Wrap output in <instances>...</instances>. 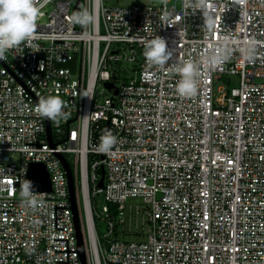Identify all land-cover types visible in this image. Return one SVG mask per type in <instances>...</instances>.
Returning a JSON list of instances; mask_svg holds the SVG:
<instances>
[{
  "label": "built area",
  "instance_id": "1",
  "mask_svg": "<svg viewBox=\"0 0 264 264\" xmlns=\"http://www.w3.org/2000/svg\"><path fill=\"white\" fill-rule=\"evenodd\" d=\"M35 4L34 35L0 59V264H84L61 156L85 264H264V0H83L94 20L81 25L74 0ZM156 35L173 51L160 68L143 56ZM245 40L257 42L253 63L238 51ZM218 49L229 57L209 63ZM187 59L200 66L189 98L177 95L173 70ZM232 76L239 87H218ZM50 94L65 102L49 118L52 144L36 107ZM105 130L117 137L109 153L98 150ZM33 164L47 167L52 192L26 208Z\"/></svg>",
  "mask_w": 264,
  "mask_h": 264
},
{
  "label": "clouds",
  "instance_id": "2",
  "mask_svg": "<svg viewBox=\"0 0 264 264\" xmlns=\"http://www.w3.org/2000/svg\"><path fill=\"white\" fill-rule=\"evenodd\" d=\"M40 9L35 4V0H0V59L10 49L29 40L37 28V20ZM78 18L85 23H91L94 16L89 13H79ZM226 40H234L233 37H225ZM241 59L246 63H253L257 58V42L255 40H245L238 49ZM218 53V54H217ZM143 56L146 62L157 68L168 64L173 56L166 40L160 36L150 39L145 46ZM229 57V50L218 49L206 57L209 63L215 64ZM179 74L176 84V93L180 97H193L197 94L200 81V66L192 59L184 60L174 69ZM63 99L58 95H48L41 97L37 104V111L44 117L57 119L62 117L64 112ZM117 144V137L110 131L105 130L100 137L98 150L109 153ZM37 186L32 180L25 179L21 186V199L26 208H36L42 201L36 197Z\"/></svg>",
  "mask_w": 264,
  "mask_h": 264
},
{
  "label": "water",
  "instance_id": "3",
  "mask_svg": "<svg viewBox=\"0 0 264 264\" xmlns=\"http://www.w3.org/2000/svg\"><path fill=\"white\" fill-rule=\"evenodd\" d=\"M75 6H74V12L75 14L83 13V0H74ZM78 17V15H77ZM78 23L81 25L82 21L78 18ZM114 78H117L116 73L114 74ZM106 87L109 91L113 90L114 85L112 83H107ZM117 93V92H116ZM48 138L49 141L53 142L52 140V132H51V122L50 119L48 118ZM55 146V145H53ZM67 173H68V178H69V185L71 189V202L73 205V212L75 215V222H76V229L78 233V240H79V247L81 250L82 254V260L83 263L85 264V256H84V242H83V234L82 230L80 227V215L78 208L76 206V196H75V189H74V176L72 169L67 161V159L63 156L60 157ZM102 179L100 181L99 187L102 188L104 186V180H105V170L102 169ZM29 180H32L35 185L37 186L36 192L42 193V192H47L50 193L52 192V181H51V176L50 173L47 169V167L44 164H33L31 165L30 169V174H29Z\"/></svg>",
  "mask_w": 264,
  "mask_h": 264
},
{
  "label": "rangeland",
  "instance_id": "4",
  "mask_svg": "<svg viewBox=\"0 0 264 264\" xmlns=\"http://www.w3.org/2000/svg\"><path fill=\"white\" fill-rule=\"evenodd\" d=\"M161 2H162V0H104L105 6L109 7V8H113V7H117V6L126 7V6H135V5L160 4ZM228 81H230L229 86H231L232 88L239 87L240 79L238 76H232V77L225 78V79L221 80L218 87L222 88L224 86H227ZM12 159L15 162H18L19 156L13 155ZM96 202L97 203L95 205V210H96L97 214L95 215V218H96L97 231H98V235H99L100 239L103 241V243H105L104 236L108 232L107 223H106V221H104L103 219L98 217V214H100L102 212V208L105 206V201H104V198L102 196H99L96 198ZM112 214H113V217L117 219V214H116L114 209L112 211ZM125 228H126V230L129 229L128 217H127ZM118 230H119V232L121 231L120 226H118ZM125 240L126 241H142V239H138L134 235H131L129 233L127 234V237L125 238Z\"/></svg>",
  "mask_w": 264,
  "mask_h": 264
},
{
  "label": "trees",
  "instance_id": "5",
  "mask_svg": "<svg viewBox=\"0 0 264 264\" xmlns=\"http://www.w3.org/2000/svg\"><path fill=\"white\" fill-rule=\"evenodd\" d=\"M113 209V208H112Z\"/></svg>",
  "mask_w": 264,
  "mask_h": 264
}]
</instances>
